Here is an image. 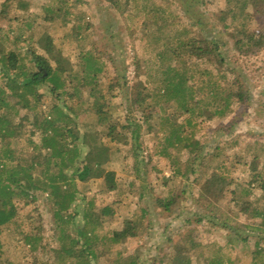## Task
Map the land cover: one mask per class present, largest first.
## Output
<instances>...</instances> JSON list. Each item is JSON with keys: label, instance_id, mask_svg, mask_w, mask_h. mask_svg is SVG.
<instances>
[{"label": "rangeland", "instance_id": "obj_1", "mask_svg": "<svg viewBox=\"0 0 264 264\" xmlns=\"http://www.w3.org/2000/svg\"><path fill=\"white\" fill-rule=\"evenodd\" d=\"M3 1L0 0V14H8L10 20L17 19V26L27 24L26 36L31 39L32 35L36 39L42 33L48 3L58 5V0H27L30 6L23 13L24 10L16 8L15 1L4 6ZM64 1L69 9V18L73 21L66 28L57 29L63 34L69 31L68 36L63 39L59 49L53 47L51 51L45 52L35 45L37 52L44 54L52 67L60 58L70 61L76 67L78 50L71 34L79 24L76 17L85 15L90 24L87 47L95 48L96 60H93V66L100 68V71H90L88 74L96 79L98 88H104L103 93L108 100L105 108L107 114L118 118V125L125 123L126 116H135L142 121L144 117L154 119L152 115L155 112L161 114L159 125L155 119L152 122L157 129L156 133L143 135L137 144L126 129H121V137L115 142L105 137V126L95 123L94 112H62L69 116L70 122H75L76 131L80 135L87 131L111 145L110 160L105 166L117 173L118 187L113 191L103 192L99 181L79 183L78 190L75 188V208L78 212L74 223L70 225L71 232H75L74 225L81 227L86 220L88 232L83 233L81 242L87 238L90 250L100 252L91 264H128L132 260L136 264H165L160 260L174 249L188 253L190 264H264V257L261 260L252 259L255 236L254 232L247 231L245 224L253 221L244 215L234 217L231 212L233 209L230 208L233 204L231 197L220 192L211 195L208 184V169L216 167L215 162L220 160L232 167L231 176L234 179L242 180L247 176L245 165L239 163L243 159L250 161L252 158L246 145L252 147L251 152L258 154L264 161V47L251 55H242L237 51L217 12L220 8L218 4L223 5L224 0H144L152 14L144 13L143 19H135L133 23L121 16L109 0H81L72 6H69L72 0ZM8 21L6 17L0 16L1 30L5 29ZM226 22L229 23V19ZM261 26L258 24L257 29H261ZM182 27H186L197 38L195 46L200 45V35L214 40L218 45L215 59L204 54L191 56L187 47L180 49L177 58L168 46L176 44L175 37L181 38L179 29ZM54 40L56 42L57 38ZM22 44L26 48L27 44ZM135 55L139 58V67L133 62ZM232 78L239 80L248 93L242 104L229 101L226 97ZM179 79L187 85V92L193 93L191 99H185L189 100V111L184 112L181 106L185 100L179 99L170 106V111L161 112L160 109L168 106L171 98L167 82ZM111 81L113 88L106 89ZM65 85L71 92L72 82H65ZM79 87L83 91L80 98L84 99L88 107L105 101L98 92L93 96L88 95L93 87ZM35 89L42 96L39 104L41 112H44L39 115L37 123L44 118L55 119L59 110L55 108L57 110L51 112L50 109L54 104L63 106V94L57 99L43 83L38 87L32 86L25 92L26 97L30 98ZM149 91L157 99L146 97L144 103L139 105L138 101ZM18 94L19 91H16ZM16 98L7 95L5 101L8 108L14 111L7 112L10 114L8 122H16L18 118L25 117V120L22 118L19 139L15 141L11 137L8 143L17 154L18 149L28 148L29 140L39 144L42 137L34 129L38 124L33 122V112L18 109L15 106ZM195 100L197 104H194ZM224 105H228L225 112ZM68 135L61 134L54 149H59L61 144H71L74 137ZM190 139L200 142L198 147L201 151L197 152L201 154L194 159V163L198 164L194 167L197 166L195 175L201 172V176L197 180L196 177L189 179L187 176L172 178L171 169L181 166L183 163L179 162L189 156L182 144ZM76 141L78 151L82 154L83 144L79 139ZM4 151L5 146L0 141L1 156L5 154ZM1 169L2 178L15 172L12 161H7ZM65 171L71 172L67 169ZM164 177L172 178L168 188L162 183ZM234 185L232 181L230 186ZM68 189L70 186L63 184L62 190ZM248 197L254 205L264 206V193L259 188L253 187ZM168 198H173V203L167 210L158 203V199L166 201ZM52 202L53 196L47 192H37L33 201L16 200L24 230L34 233L40 228V234L35 244L29 246L18 239L12 226H9V230H3L0 234V264L68 263L54 254L61 243L67 244L70 241L55 228L52 210L55 208ZM105 205H111L115 214L101 216V225L92 220L93 215L90 219V211L84 209L90 208L97 212ZM141 208L146 210L144 215ZM223 210L232 218L227 226L233 227L232 231L238 233L239 239H233L231 243H227L229 230L222 227L223 223L218 218ZM212 212L215 213V225L209 221L210 216L214 215ZM129 218L137 220L140 229L126 239L115 241L112 238L113 231L119 230ZM244 236L245 241L242 239ZM190 240L199 245L191 249ZM260 240L264 247V234Z\"/></svg>", "mask_w": 264, "mask_h": 264}, {"label": "trees", "instance_id": "obj_2", "mask_svg": "<svg viewBox=\"0 0 264 264\" xmlns=\"http://www.w3.org/2000/svg\"><path fill=\"white\" fill-rule=\"evenodd\" d=\"M10 1L16 2V8L20 10H28L30 3L27 0H4L2 5H6ZM53 1V0H52ZM81 0H72L69 6L76 4ZM222 1V0H220ZM60 2V3H59ZM110 5L118 11L128 22L133 23L135 19H143V14H152L151 8L148 4L144 3V0H109ZM140 4V6H139ZM66 1L58 0L57 6H52L48 3L46 6V12L43 17L44 23L42 24V33L34 39L30 36H26L28 25L23 23L17 26V19L9 18L8 14L1 13L0 16L8 18L5 29H0V141L5 146L3 156L0 155V171L1 168L6 165V162L12 161L14 163V170L8 177L2 178L0 176V234L3 230H9V226H12L15 232L18 234V239L23 241L29 246L34 245L38 234H40V228L36 232L32 233L24 230L23 220L17 212L16 200H23L24 202L33 201L36 199L37 192H47L53 196L52 206L53 210V222L55 228L57 227L60 233L68 238L69 243H61L55 250V257H58L67 264H91L94 262L96 255L93 249L88 247L87 238L81 242L83 233H87L86 220L81 227L74 225L75 232H71V227L75 221L76 210V193L78 190V184L86 182L99 181L103 192L113 191L117 189V173L115 170L106 168V163L110 160L111 145L102 141L101 137L92 135L89 132H84L82 135L76 131L75 122L69 121L68 115H63L62 112H94V121L98 125L105 126L103 135L108 137L111 141L115 142L121 137V129H126L132 140L138 144L143 135L150 133H156L154 128L155 122L159 125L160 112H155L152 116L154 119H148L144 117L141 121L140 118L133 116L128 118L126 116L125 123L120 124L118 118H112L106 112V105L108 100L103 93L104 88L97 87L98 82L94 77H89L90 71L98 72L100 68L93 66V60H96L95 48L93 46L87 47L89 44V23L86 21V17L83 14L77 16V22L79 24L71 34L75 47L78 50V64L75 67L70 61L60 58L56 61L55 66L52 67L48 59L44 54L37 52L35 45L40 47L45 52L52 50L54 44V33L58 27H65L73 20L69 18V9L65 6ZM217 12L220 14V21L224 30L229 34L233 41L234 47L242 55H251L260 51L264 47V0H224V4L220 5ZM229 19V23L226 22ZM143 21V20H142ZM141 22V21H140ZM262 24L261 29H257V25ZM85 29L84 32H81ZM1 31H4L1 34ZM181 38L176 39V44L168 46V49L174 53L178 58L180 49L182 47L189 48L188 53L192 56L204 54L208 58L215 59L217 56L218 45L214 40H208L200 35V45L195 46L196 37L192 36V33L186 27L179 29ZM179 33V34H180ZM35 40V44H34ZM25 43L26 48H23ZM34 44V45H33ZM212 45V46H211ZM211 46V47H210ZM213 48V49H212ZM135 61L137 67H139V58L133 56V62ZM63 76V79L61 78ZM221 78L223 76H220ZM229 82L230 89L228 90L227 99L229 101L234 100L239 104L246 101L248 93L246 92L244 85L237 80ZM66 84L72 82L71 92L65 88ZM46 84L49 88L51 95H54L57 99L59 95L63 94V106L60 104H54L53 109L59 110L58 116L47 120L44 118L38 122L39 115H43L41 112L40 98L41 94L35 89L30 98L26 97L25 92L30 90L32 86L40 84ZM93 83V85H92ZM168 83L169 104L165 108H161V112L170 111V106L176 103L177 100H185L193 97V93L187 92V85L183 84V80L170 81ZM79 86H91L88 95L93 96L96 92L100 97L105 100L101 104H93L92 107H88L85 104L84 99L80 98V94L83 92ZM112 87V81L107 85L108 89ZM189 89V86H188ZM186 90V93H185ZM16 91L20 94L16 95ZM7 95L16 96L15 106L18 109L28 110L33 112V122L38 126L34 129L41 133V141L36 144L34 140H29V146L27 149L13 150L8 143H10L11 137H14L17 141L20 137L22 130V118H18L16 122H8L10 112H14L13 108H8L5 101ZM154 97L156 95L152 92H148L142 100H139V105L144 103V99ZM59 101V100H58ZM189 100H185L181 106L184 112L189 111ZM197 104V100L194 101ZM224 112L228 105H224ZM8 109L4 111V109ZM64 107V108H63ZM3 109V110H1ZM55 109V110H57ZM228 111V110H227ZM9 112V113H7ZM102 112V113H101ZM132 112V111H129ZM16 113H18L16 111ZM188 113V112H187ZM60 114V115H59ZM25 118V117H24ZM23 118V119H24ZM66 118V119H64ZM20 119V120H19ZM25 120V119H24ZM132 122H134L132 124ZM6 123V124H5ZM71 124L72 126H70ZM73 127V128H71ZM62 135L73 136L71 144H61L59 149H54L57 140ZM81 140L83 152L81 154L78 151L77 141ZM180 139L178 136L177 140ZM88 142L90 144H88ZM198 141L190 139L182 144L189 156L186 158L181 166H174L171 169V177H185L189 179L196 177L199 179L201 172H197L195 175L196 167H194V159L201 153L199 150ZM85 145V146H84ZM172 145V144H171ZM30 147V148H29ZM85 148V149H84ZM247 152L252 154L250 161L241 160L239 163L245 165L248 174L242 180L233 178L231 175L232 167L229 166L224 160L222 162H215L214 166L209 167L208 171V184L210 186V194L220 192L230 196V201L233 203L230 208L234 217H241L244 215L246 218L253 222H247L245 228L247 231L254 232V250L252 251V259L256 258L261 260L264 257V247L261 245V235L264 234V206L259 207L253 204L249 199V195L252 193L253 187L259 188L264 193V161L261 160L258 154L252 153V147L246 145ZM69 154H73L70 157ZM245 158V157H244ZM65 169L70 170L68 173ZM207 171V168H206ZM229 175V176H228ZM172 178H163L162 183L168 188V183ZM193 178V179H194ZM193 181V180H192ZM234 181V187L230 186V183ZM238 181V182H237ZM237 182V183H236ZM63 184H68L70 189L62 190ZM230 186V188H229ZM66 187V186H65ZM74 187V188H73ZM73 188V189H72ZM77 188V190H75ZM32 193V194H31ZM238 193V196L236 195ZM236 195V196H235ZM30 198V199H28ZM162 201V202H161ZM158 203L165 207L167 210L173 203V198H168L166 201L158 199ZM89 210L91 219L93 215L98 225L102 224L101 216H112L115 214L111 205H105L100 207L97 212L90 210V208H84ZM144 215L146 210L141 208ZM80 212H84L80 211ZM211 212V211H210ZM141 214V215H142ZM214 214V215H213ZM84 215V214H83ZM210 216L209 221L212 225H215L216 218L215 213ZM208 217V216H207ZM223 223L222 227L229 230L227 243H231L233 239H239L238 233L233 232V227L227 226L232 219L231 215L224 210L221 216L218 217ZM89 219V220H90ZM259 220V222H257ZM140 224L137 220L129 218L124 221L122 227L119 230H114L112 238L115 241L126 239L130 234L134 233L137 229H140ZM231 231V232H230ZM233 232V233H232ZM256 234V235H255ZM244 236L243 241L246 240ZM191 242V249L196 248L199 245L198 242ZM1 246V243H0ZM165 264H190L191 259L188 253H183L181 250H170L165 257L160 260ZM128 264H136L135 260L130 261Z\"/></svg>", "mask_w": 264, "mask_h": 264}, {"label": "crops", "instance_id": "obj_3", "mask_svg": "<svg viewBox=\"0 0 264 264\" xmlns=\"http://www.w3.org/2000/svg\"><path fill=\"white\" fill-rule=\"evenodd\" d=\"M47 5V4H46ZM6 19H8V18H6ZM9 20V19H8ZM68 25H69V23H68ZM67 25V26H68ZM67 26H65V27H58L57 26V28H66ZM4 32V31H3ZM69 32V31H68ZM67 31H64V34H63V32H60V30L58 31V29H57V31H56V33H54V39H55V37L57 38V41L55 42V40L53 41V44H54V46L53 47H57L58 49L62 46L61 45V43L63 42V39H65V37L66 36H68V33ZM115 80V79H114ZM111 83V82H110Z\"/></svg>", "mask_w": 264, "mask_h": 264}]
</instances>
